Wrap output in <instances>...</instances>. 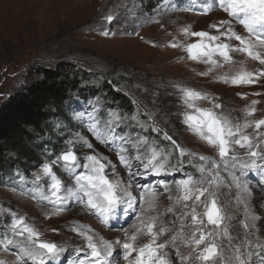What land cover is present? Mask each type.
<instances>
[{"label": "rangeland", "instance_id": "374dc122", "mask_svg": "<svg viewBox=\"0 0 264 264\" xmlns=\"http://www.w3.org/2000/svg\"><path fill=\"white\" fill-rule=\"evenodd\" d=\"M191 6L190 0H0V103L16 90L21 91L34 83L39 70H64L67 66L109 78L134 108V113L128 117L117 113L100 118L101 106L94 99L73 106L71 119L75 129L63 147L48 152L49 157L37 165L32 178L21 176L14 185L0 186V236H10L12 221L23 217L40 233L41 241L55 243L64 249L60 256L48 260L47 264H77L78 259L86 258L90 250L81 232L92 235L96 242L103 239L112 243L110 264H127L123 259L122 243L117 241L127 242V236L135 232L132 226L138 223L136 217L141 212L139 198L146 196L148 189L155 188L158 193L156 210L144 215H158L157 227L163 223L171 229L158 242L170 239L180 226L176 217L189 210L184 209L183 204L174 203V198L179 195L177 182L188 177L200 179V165L208 166L214 160L221 165L220 186H214L212 190L226 217L224 224L228 230V235L216 240L223 259L226 264H238L235 249L239 246L249 264H264V187L247 177V171L253 172L254 169L241 166L250 160L247 149L235 147L236 155L242 159L238 162L229 160L225 168L217 150L199 139L183 123L186 106L180 91L183 88L206 93L209 100L193 103L197 107L213 109L234 122L243 124L264 119V77H259L251 85L233 86L224 82L225 77L231 78L242 70H264V65L243 53H232L231 63L216 56L217 66L189 59L185 47L199 38L184 35L183 29L219 35L210 26L231 19L219 6L206 15L184 10ZM108 15L114 17L111 23L105 19ZM227 27L224 25L220 31ZM231 27L239 35L248 37L247 31L235 20H232ZM104 31L109 34L103 35ZM220 42L238 46L237 41H225L223 37ZM171 44L177 47L169 46ZM256 50L264 52V48ZM253 100L258 101L256 111L254 115L246 116ZM214 104L222 107L214 108ZM90 115L98 121V132L89 131ZM117 116L120 117L115 127L117 138L107 143L97 139L101 135L107 140L109 122H115ZM64 125L67 128L66 121ZM165 132L184 150V156L165 138ZM243 132L253 138L254 145H258L255 150L260 156L256 158V168L260 171V185H264L261 182L264 181V126L257 130L253 125ZM120 136H123L122 140ZM84 141L91 143L92 147L88 148ZM69 147L75 151L81 164L86 162L88 155L98 156L106 165L108 177L128 187L132 206L126 202L123 211L104 223L77 197L66 198L63 203L54 201L47 188L50 178L43 176L42 166L52 164L64 185L62 191L67 195L68 190L76 187L74 177L83 170L76 168L66 172L62 162L56 163L57 157ZM121 148L125 149L122 154L129 157L134 175H129V170L118 159ZM153 151L158 154V159L167 157V171L158 174L164 179L143 172V163L150 159ZM201 155L209 157L210 161H200ZM137 156L140 160L136 159ZM37 176H40L39 180ZM234 177L239 179L242 187H237ZM203 178L209 177L205 173ZM45 195H49L48 200L42 198ZM188 203L191 205L192 202ZM143 206L147 208L146 203ZM169 207H174V212L167 213ZM203 210L201 204L197 211L202 213ZM244 224L249 227L246 229ZM205 227L212 228L207 224ZM217 231L223 232V229ZM148 240L149 237L140 234L136 244L139 246ZM175 247L179 248L181 256H191L192 259L181 262L173 246L169 245V256L174 264H201L195 259L196 252L192 248L179 242ZM18 251L15 245L9 251L0 247V260L17 264ZM25 264L33 262L28 260Z\"/></svg>", "mask_w": 264, "mask_h": 264}, {"label": "snow or ice", "instance_id": "6c2138e0", "mask_svg": "<svg viewBox=\"0 0 264 264\" xmlns=\"http://www.w3.org/2000/svg\"><path fill=\"white\" fill-rule=\"evenodd\" d=\"M191 7L184 9L185 11H197L199 14H208L215 6H219L231 19L220 21L219 24L211 25L219 35H212L207 31H191L189 28L183 29V34L186 36L199 38L197 42L186 45L185 51L188 58L195 61H203L213 66H217L219 61L214 57L219 56L223 61L231 63L233 60L232 53H243L254 61H258L264 65V52L257 51L258 48H264V0H190ZM109 23L114 17L108 15L105 18ZM232 20L239 23L248 33V37L239 35L231 27ZM224 25L228 27L224 31L220 28ZM107 31L103 35L107 36ZM225 41L235 40L238 46H233L227 42H220L221 38ZM177 47L176 44L169 45ZM259 77H264V70L259 72L240 71L231 78L225 77L224 82H230L233 86L251 85L256 82ZM182 92L181 99L186 106V111L182 114L184 116L183 123L188 129L197 135L199 139L207 143L210 147L217 150L218 156L223 160L224 167H228V161L238 162L242 159L236 155L234 148L240 147L247 149L246 155L250 158L248 162L243 163L242 167L255 168L256 158L260 153L256 151L258 145L252 143V137L245 135L243 129L252 127L257 130L264 126V119L255 121H246L240 124L239 121L234 122L227 116L216 113L210 108L197 107L193 101L209 100L206 93L196 91L193 89H180ZM258 101L253 100L252 106L245 113L246 116L254 115L255 105ZM220 104H214V108H221ZM193 111H187V110ZM91 123L89 131L98 132V121L93 116H89ZM120 117L117 116L115 122H109L110 127L108 132L110 135L107 140L101 135L97 136L102 142H111L117 138L115 132L116 124ZM135 119V117H133ZM154 131L156 129H153ZM165 138L179 150L180 155L184 156L185 152L177 142L168 133H164ZM259 138V132L257 134ZM123 139V136H120ZM88 148L92 147L91 143L84 141ZM125 151L121 148L118 153V159L126 169L129 170V175H134L131 172L132 165L129 163V157L122 154ZM264 158V157H262ZM140 160V157H136ZM86 162L81 164L75 151L69 147L67 151L62 152L56 160V163L62 162V167L66 172H72L76 168H82L75 178L76 187L67 191V195L62 191L64 185L61 179L55 174L52 164L45 163L42 166V174L44 177L50 178V184L47 186L49 195L54 201H60L69 197H77L85 204L89 210H94V213L102 222L107 223L112 217H115L119 212L123 211V205L127 202L131 207L132 194L128 187L122 186L119 181L111 180L107 175L106 165L96 155H88L85 158ZM200 161H210L209 157L199 156ZM143 163V162H142ZM167 157L158 159V154L153 151L150 159L143 163V172L152 174H160L167 171ZM221 165L214 160L206 166L201 164L199 172L200 179L188 177L177 182L176 191L179 193L174 198L175 204H183L184 211L180 216L176 217L180 221L179 229L170 239L164 242H158L159 238L171 231L170 228L165 227L163 223L157 227V221L160 219L158 215L145 216V212H153L156 210V200L158 193L155 188L147 190L146 196H141V212L137 215V224H133L135 232L127 236V242L117 241L122 243L124 250L123 259L127 264H174V261L169 256V245H172L177 257L181 262L192 259L191 256H181L179 248L175 247L177 242L186 247L192 248L196 252L195 259L201 264H226L223 259L221 247L216 243L218 238L228 235L227 225L224 224L226 219L221 207L218 204L216 193L212 190L213 187H219L220 169ZM139 173V170H138ZM207 174L208 179H204V174ZM37 180L40 176H37ZM237 187L242 185L239 179L234 177ZM264 183V181H261ZM165 191H168L165 187ZM82 194V195H81ZM207 194V195H206ZM49 195L42 198L49 199ZM203 198V199H202ZM169 199L173 197L169 195ZM191 201V205L188 203ZM147 204V208L143 205ZM203 205V212L197 211L200 205ZM57 210L60 208L57 206ZM167 213L174 212V207H169ZM190 218V223H187ZM212 226L211 229L205 225ZM247 229L249 225L244 224ZM223 229V232L217 231ZM11 235L0 236V247L5 251H9L12 246H17L19 251L16 253L17 264H25L26 261L31 260L33 264H47L48 260H55L60 256L64 249L52 242H45L39 239L40 233L30 224H28L23 217L15 218L10 227ZM87 241V249L90 250L87 257L78 259L77 264H110L109 257L112 256V243L101 239L99 242L94 240L92 235L87 232H81ZM144 234L149 237L148 242L137 246L136 241L138 235ZM22 238L17 240L16 238ZM230 238V237H229ZM250 244V242H249ZM255 247H260L256 245ZM236 261L238 264H249L243 258L241 248L239 246L235 249ZM0 264H6L5 261L0 260ZM230 264V262H227Z\"/></svg>", "mask_w": 264, "mask_h": 264}, {"label": "trees", "instance_id": "16d2710c", "mask_svg": "<svg viewBox=\"0 0 264 264\" xmlns=\"http://www.w3.org/2000/svg\"><path fill=\"white\" fill-rule=\"evenodd\" d=\"M93 99L101 106L100 118L134 113L133 103L109 78L67 66L39 70L34 83L1 102L0 186L32 178L48 152L60 150L72 135V107Z\"/></svg>", "mask_w": 264, "mask_h": 264}, {"label": "bare ground", "instance_id": "6f19581e", "mask_svg": "<svg viewBox=\"0 0 264 264\" xmlns=\"http://www.w3.org/2000/svg\"><path fill=\"white\" fill-rule=\"evenodd\" d=\"M48 1V0H47ZM60 1V0H59ZM83 3V2H82ZM86 6V5H85ZM251 169H254V171L253 172H251V171H247V177L248 178H250V179H252L253 181H255L256 182V184L258 185V186H261V187H264V185H260V181H259V169L258 168H252L251 167ZM158 177L159 178H162V179H164V176H162V175H158ZM144 182V181H143ZM146 186H144V188H145ZM122 216H123V214H122ZM117 218V217H116Z\"/></svg>", "mask_w": 264, "mask_h": 264}]
</instances>
